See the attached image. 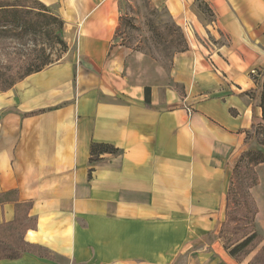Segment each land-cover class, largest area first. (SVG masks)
<instances>
[{
	"label": "crops",
	"instance_id": "crops-1",
	"mask_svg": "<svg viewBox=\"0 0 264 264\" xmlns=\"http://www.w3.org/2000/svg\"><path fill=\"white\" fill-rule=\"evenodd\" d=\"M38 1L77 29L78 56L0 92V224L19 203L34 222L30 251L0 264H249L220 233L235 153L262 120L264 0H166L193 49L185 94L115 41L120 0ZM96 143L118 152L92 161Z\"/></svg>",
	"mask_w": 264,
	"mask_h": 264
},
{
	"label": "rangeland",
	"instance_id": "rangeland-1",
	"mask_svg": "<svg viewBox=\"0 0 264 264\" xmlns=\"http://www.w3.org/2000/svg\"><path fill=\"white\" fill-rule=\"evenodd\" d=\"M44 5L50 13L57 17L61 16L58 12L59 5ZM34 6L41 7L40 4ZM119 7L121 16L115 41L155 58L161 64L163 72L177 82L175 84L179 93L185 94L193 79V49L185 30L170 14L166 0H120ZM43 22V31L38 32L36 37L38 43L30 41L27 46L32 49L33 58L42 57L45 51V55L55 63L67 61L78 54L79 32L70 22L66 23L63 20L60 30L58 22L50 17L44 18ZM57 35H60V38H57ZM203 46L207 47V43ZM41 47L45 49L43 53H40ZM22 49L25 48L18 42H8L4 45L0 49V70L14 73L20 56L26 53ZM184 49L186 50L181 51ZM198 84V92L206 94L210 86L218 84V79L206 74L198 79ZM257 104L260 105V99L257 100ZM257 125L260 128L259 134L251 140L250 135L246 136L245 147L236 151L231 164L230 205L225 226L220 234V244L226 249L248 233L256 232L262 241L245 258L250 264H264V253L255 258L260 248L264 246V162L256 164L260 153L264 154V145L258 142L264 140V121L261 120ZM5 235L9 237L0 236L13 247L19 244L9 231Z\"/></svg>",
	"mask_w": 264,
	"mask_h": 264
},
{
	"label": "trees",
	"instance_id": "trees-1",
	"mask_svg": "<svg viewBox=\"0 0 264 264\" xmlns=\"http://www.w3.org/2000/svg\"><path fill=\"white\" fill-rule=\"evenodd\" d=\"M34 4H40V8L34 6ZM50 17L57 21L60 30L63 26V20L54 14L50 13V10L38 0H0V49L6 45L8 42L17 43L22 45L25 49L19 58V63L16 65L17 69L14 73H8L6 71L0 70V92L7 91L11 89L17 82L23 80L25 77L39 72L46 68L47 66L54 63L52 59L43 53L44 47H41L43 53L42 57H32V49L27 47L29 42L38 43L36 37L38 32H42L44 28V18ZM58 34V33H57ZM33 36L35 37L33 39ZM60 35H57V38ZM125 45L124 43H122ZM31 50H30V49ZM188 49V48H186ZM181 50V51H185ZM147 91V100L148 91ZM253 100L256 102L260 99V108L262 111L261 119L264 121V72L260 74L257 79V87L250 91ZM260 132V128L257 124H253L250 129L249 139H253ZM261 145H264V140L258 141ZM103 152H118V149L103 143H96L92 147V161H96L100 153ZM260 158L256 164H261L264 162V154L260 153ZM231 191V188H230ZM230 200V192H229ZM230 202H228L229 208ZM32 205L29 203H19L16 205L15 217L11 222H4L0 224V235L2 237H9L5 235L7 231L14 235L15 239L19 241L16 247L9 244L6 239H2L0 236V262L3 259H18L21 258L25 253L29 252L31 249V244L26 242L24 239V234L26 231L34 226V222L29 217V211ZM221 229V233L223 231ZM220 233V234H221ZM10 235V236H11ZM262 239L258 236L256 232L248 233L243 239L238 240L234 244L227 246L226 249L229 250V254L236 259L242 260L247 255H249L257 246L261 243ZM264 253V246L260 248L255 258H258ZM250 264V263H249Z\"/></svg>",
	"mask_w": 264,
	"mask_h": 264
},
{
	"label": "built area",
	"instance_id": "built-area-1",
	"mask_svg": "<svg viewBox=\"0 0 264 264\" xmlns=\"http://www.w3.org/2000/svg\"><path fill=\"white\" fill-rule=\"evenodd\" d=\"M189 112H191V109H188Z\"/></svg>",
	"mask_w": 264,
	"mask_h": 264
}]
</instances>
